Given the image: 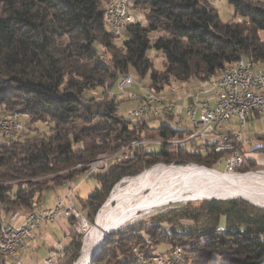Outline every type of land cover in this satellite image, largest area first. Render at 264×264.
<instances>
[{"label": "trees", "instance_id": "1", "mask_svg": "<svg viewBox=\"0 0 264 264\" xmlns=\"http://www.w3.org/2000/svg\"><path fill=\"white\" fill-rule=\"evenodd\" d=\"M110 1L0 0V110L27 115L30 126H49V132L32 127L35 133L28 136L23 127L16 139L0 141V231L11 207L22 213L42 208L45 194L68 180L97 181L86 198L75 194L82 214L92 221L125 176L158 163L213 168L220 157L213 150L216 140L201 150L167 142L133 145L145 139L182 138L188 129L154 125L163 117L126 119L118 112L120 101L103 97L131 68L140 77L150 72V86L159 92L172 81L185 84L217 76L241 57L256 67L264 65L262 0H228L239 20L227 22L209 0H130V11L142 12L145 23L127 24L120 45L105 20ZM151 33L157 35L150 39ZM151 46L165 55L161 72L152 70L146 55ZM97 88L101 99L91 94ZM132 99L139 104L141 97ZM167 119L173 120L170 115ZM155 144L157 150L148 149ZM254 150H264V145ZM104 153L117 154L104 171L88 174V163ZM174 219L195 224L207 220L208 225L203 230L167 228L161 222L147 225L141 231L149 234V253L164 243L166 249H182L184 264H208L214 258L226 264L264 260V209L242 200H211L194 212L177 211ZM135 231L133 227L110 234L91 264H136L133 247L144 250L147 245L143 233ZM69 250L67 264L79 257L81 243L72 239Z\"/></svg>", "mask_w": 264, "mask_h": 264}, {"label": "built area", "instance_id": "2", "mask_svg": "<svg viewBox=\"0 0 264 264\" xmlns=\"http://www.w3.org/2000/svg\"><path fill=\"white\" fill-rule=\"evenodd\" d=\"M130 0H111L105 6L104 15L109 29L116 37H123L126 25L137 20L130 11ZM141 22V21H139ZM133 78L128 74L120 76L119 90L131 84ZM191 92L184 91L180 100H166L153 92L141 97L140 103L128 110L130 119L142 120L156 117L172 116L178 121L189 122L193 129L182 138L162 141L145 139L133 144H152L167 142L173 146L193 145L197 150L203 145H195L196 139L213 134L217 135L213 150L220 153L214 164L216 170L223 163V171L235 175L245 162L243 148L252 147L253 139L245 135L248 117L252 113L264 112V68H257L249 59L240 58L231 66L225 67L221 74L209 76ZM170 92L178 93L176 87H170ZM17 111H2L0 113V138L16 139L23 130ZM236 120V128L222 131L226 124ZM109 157L96 159L89 163V173L104 171L111 163ZM101 164L100 167L98 164ZM204 167V166H203ZM218 170V169H217ZM216 170V171H217ZM220 171V170H218ZM76 185L66 186L63 192L55 198L49 207H43L31 212L22 213L20 209H12L6 219L7 234L5 259L17 255L25 249L27 240L46 222H55L59 217H67L73 221L77 232L88 225L86 217L73 198ZM65 189V190H64ZM137 256L136 264H184L185 258L179 246H173L163 251L149 253L146 249L133 247ZM49 259L47 264H50Z\"/></svg>", "mask_w": 264, "mask_h": 264}, {"label": "rangeland", "instance_id": "3", "mask_svg": "<svg viewBox=\"0 0 264 264\" xmlns=\"http://www.w3.org/2000/svg\"><path fill=\"white\" fill-rule=\"evenodd\" d=\"M262 1H264V0H262ZM209 2L214 7H217L221 21L227 22V21H231V20L232 21L239 20L238 17L234 16V8L229 3L228 0H210ZM133 13L136 15V18L138 21L145 23V21L142 17V14H141L142 12L137 11V12H133ZM156 35H157V33H151L150 39H153ZM259 36L262 40H264V30L259 31ZM122 41H123V37H117V39L115 40V43L117 45H120ZM146 55L149 58L150 62L152 63V70H155L157 72H161L164 70V68H165V55L161 50H157L153 46H151L146 51ZM106 58H109V54H107ZM149 74H150V72H148L144 77H140L136 73V71L133 68H131L128 72V75L133 78L132 83L125 86L123 89L119 90V88H118L119 79H118L116 81V83L112 86V88L106 92V96H103V97H108V98L115 97L116 100L120 101L119 107H118L119 114L124 116L126 119H130L128 117V114H127L128 110L135 108L139 102L138 99H132V98L142 97L145 94H147L148 92H153L156 95H159V96L165 98L166 100H176V98L178 97V94L180 92L186 91V90L187 91L193 90V88H195L194 86L197 83L203 82V81L191 80L188 83L181 84V83L172 81L170 83V85H165L162 90H160L159 92H155V90L150 86L151 82H150ZM170 87H176L178 89L177 90L178 93L177 94L171 93L169 90ZM101 92H102L101 88H97L94 91H92L91 94L96 96L98 99H101L102 98ZM2 111L7 112V111H11V110L1 109L0 112H2ZM20 114L21 115H20L19 119L22 122L23 127H24V132H23L24 135L28 136V135L35 133L31 129L32 127H38L39 131H42V132H49V126L47 123L36 122L30 126L27 123V120H29V117L25 114H22V113H20ZM131 120H134V119H131ZM161 122L169 124V125L173 126L174 128L186 127L190 130L193 129L192 125L185 120L178 121L176 118H174L173 120H169V119H167V117H164L161 120L160 119L155 120L154 125H159ZM234 123L236 124L235 119H233L230 124L224 125L222 128V131H227L228 129H235L236 125ZM217 138H218L217 135L210 134V135H207L205 137L196 139L195 145H197V146L203 145L204 146L205 144H210V143L214 142ZM1 140H3V138H0V141ZM136 142H138V141H136ZM254 144L256 145V142H254ZM133 145H138V144H133ZM188 147L191 148L190 145ZM158 148H159V145H157V144L148 147V149H153V150H157ZM242 150H243L242 152H243L245 159H249V160L247 162V165H245V162L243 163V165L240 167L238 172L235 173V176H240V175H244L247 173L264 174V155L262 153L257 152V151H251L250 147H248V146H245ZM121 151H123V149ZM115 154H117V153H110V154L104 153V154L99 155L96 159L109 157V159H111L110 160V162H111L114 159ZM100 165L101 164L99 163L98 166L100 167ZM158 165H163V166H158ZM191 165H197V166H191ZM203 166L204 165L197 164V163H183V164L182 163L181 164L176 163V162L158 163V164L154 165V167L152 166V168L150 167V168L144 169L143 171H145V170L148 171V170H151V169L156 168V167H169V168H173L175 170H180V171L186 170V169L198 170V168L199 169H211L207 166H204V167ZM75 168H78V166L72 167L71 169H75ZM213 168H215V167L213 166ZM217 169L220 170L219 172L225 173L223 171V163H221ZM67 171H69V169L63 170L62 173H65ZM143 171L140 173L141 174L144 173ZM99 172H101V171H99ZM140 173L136 174V176L139 175ZM134 176H125L121 180H119L113 186L112 190L110 191L109 195L105 199L104 203L97 209L93 220L91 221L90 219L86 218L88 221V225L81 228V230L79 232H77L76 230L73 232V234H72L73 238L72 239L79 241L81 243L80 255L82 252L83 245L85 243L84 240H86L88 233L90 232L91 228L94 226L96 219H97L99 212H100L99 210H101L104 207H106V208L115 207L117 205V201L115 200V198L117 197L118 194H120V197H122L121 195L124 194V188L129 184V182L132 180V177H134ZM161 180H168V179L162 178ZM161 180L160 179H158V180L154 179V180L150 181V183L147 185L146 190H140V197L144 198V199L147 198L148 200H146V203L141 208H139L137 210L135 215L131 218L132 220L130 219V220L124 222L118 228H116L114 232H120L122 230L127 231V229H131L134 227L136 229L135 232L140 231L143 233L144 239H145L146 245H147L145 248H148V243L151 242V240L149 238V234H146L144 231H141V229L147 225H151L152 223H160L161 222V224L164 226H167V228H172V227L175 228L176 227V228H179L182 230L183 229L189 230L190 228H195L197 230L205 229L208 225L207 220H204V221L202 220V221H199L195 224L194 222H192L191 220H188V219H181V220H179V222L174 219V215L177 213V211L184 210V211H188V212H194L197 209H199V207L201 206V204L203 202H207V201H211V200L230 201V200L235 199V200H242V201H244V202L248 203L249 205H252L256 208L264 209V205L255 204L248 196L243 195V194L232 195L230 197H218L217 198V197H207V196L199 195L198 193H196L195 191H192V190H190V191L188 190V192H187V190H183L181 192H178L174 189L175 191L173 190L174 191L173 192L172 190H168L167 188H165L167 184H164L165 186H163V184L161 183L162 182ZM13 182L14 181H11V183H13ZM77 182H79V183L76 185L74 192H72L74 199H75L76 193L79 195V197L81 199L86 198L88 196V194L96 186H98L97 181L93 177L85 178V179H82L81 181H77ZM77 182H75L74 180H68V181H65L62 183L61 189L59 188L56 191H51V190L48 191L45 194V203L44 204H52L55 201L57 194L60 195L63 192L64 187L73 186ZM160 186H162V187H160ZM163 187L165 190L163 189ZM161 188L163 189L164 192L162 194H160L159 196L153 197L152 194L154 193L155 190L158 191V193H159V191L161 193V191H162ZM39 204L41 205V204H43V202L40 201ZM12 209H18V207H11L8 210L6 215H8ZM1 214H3V213H1ZM161 220H163V221H161ZM224 221H225L224 217H221L220 222L222 224H224ZM179 223H181V225H179ZM114 232H112V233H114ZM166 248H168V245L161 243L160 245H157L155 250L156 251H163ZM70 252H71V250H69V252L66 253V256L61 258L59 261H57L55 263H50V264H67V263H65V259L70 255ZM80 255H79V257H80ZM78 258L73 263H70V264H74L78 260ZM48 261H49V259H46L44 261V264H47ZM2 264H5V261ZM208 264H226V263L221 262V260L219 258H214L213 261H211ZM262 264H264V260H263Z\"/></svg>", "mask_w": 264, "mask_h": 264}, {"label": "bare ground", "instance_id": "4", "mask_svg": "<svg viewBox=\"0 0 264 264\" xmlns=\"http://www.w3.org/2000/svg\"><path fill=\"white\" fill-rule=\"evenodd\" d=\"M162 178L168 180H161ZM154 179H160L163 186L167 184L165 188L172 191L174 189L178 192L192 190L199 195L217 198L243 194L248 196L255 204L264 205V174L247 173L235 176L216 171L214 168L180 171L169 167H156L132 177V180L124 188V194L121 193L122 197L118 194L115 198L117 201L115 207H104L100 210L94 226L88 233L86 240H84L81 255L74 264H88L93 250L103 236L135 215L137 210L148 200L140 197V190H146L147 185ZM163 189L161 193L155 190L152 194L153 197L162 194ZM6 234L7 224L5 222L0 231V264L3 263L5 256V246L2 243H6Z\"/></svg>", "mask_w": 264, "mask_h": 264}, {"label": "crops", "instance_id": "5", "mask_svg": "<svg viewBox=\"0 0 264 264\" xmlns=\"http://www.w3.org/2000/svg\"><path fill=\"white\" fill-rule=\"evenodd\" d=\"M257 68L263 69L264 65H258ZM199 84L200 83H197L194 87H198ZM191 91L192 90L189 92ZM183 96H185L184 91L178 94L176 101H181L180 98ZM248 121L245 135L253 139L250 150L256 151L254 149L261 148L264 145V141L260 138L264 136V112L252 113L248 117ZM254 142H256V145ZM257 152L264 155V150H257ZM52 204H44L42 208L49 207ZM74 231L73 221L67 217L62 216L55 222H46L39 231L35 232L27 240L25 249L15 256L7 258L5 264H44L46 259H50L51 263H55L66 256L67 252L65 249L72 241V234Z\"/></svg>", "mask_w": 264, "mask_h": 264}, {"label": "water", "instance_id": "6", "mask_svg": "<svg viewBox=\"0 0 264 264\" xmlns=\"http://www.w3.org/2000/svg\"><path fill=\"white\" fill-rule=\"evenodd\" d=\"M114 231H115V230H113V229L110 230V231H108V232L103 236V238L99 241V243L97 244V246L95 247V249L93 250V252H92V254H91L90 258H89V262H88V264H91V263H92L94 257L100 252L102 246H103V245L105 244V242L107 241L108 236H109L112 232H114Z\"/></svg>", "mask_w": 264, "mask_h": 264}]
</instances>
